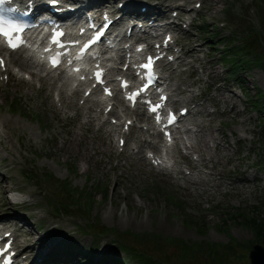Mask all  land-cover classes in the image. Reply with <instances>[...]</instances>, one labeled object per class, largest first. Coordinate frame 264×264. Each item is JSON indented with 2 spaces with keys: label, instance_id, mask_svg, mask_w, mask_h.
I'll return each instance as SVG.
<instances>
[{
  "label": "rangeland",
  "instance_id": "obj_1",
  "mask_svg": "<svg viewBox=\"0 0 264 264\" xmlns=\"http://www.w3.org/2000/svg\"><path fill=\"white\" fill-rule=\"evenodd\" d=\"M169 1L175 4L177 0ZM216 2L218 6L213 9L210 3ZM187 16L193 20V27L189 32L182 30L179 36L188 33L196 38L193 41L199 49L193 56L197 59L193 62L196 71L188 77L189 71L176 68L175 81H196L191 85L193 94L211 91L201 105L203 112L191 117L201 126L187 139L188 143L200 148L204 160L198 161L194 155V168L187 170L185 162L191 165L190 158L175 153L184 171L188 172H182L180 177H167L153 171L142 156L145 147L142 153L133 150L142 137L140 129L133 130L126 150L119 153L108 126L100 132L82 128L84 118L70 117L68 114L74 112L66 115L53 108L52 92L48 89L35 88L26 92L25 87L18 88L16 82L0 86V114H12L10 98L16 96L22 103L18 105L29 108L28 115L36 113L41 118L13 114L17 119L13 123L15 152L11 154L9 148L2 150L0 146V159L5 161V172L10 176L8 183H15L27 193V200L15 206L14 202H9V192H3L0 193L1 201H6L5 206L17 207L23 219L28 217L27 221L33 226L25 225L23 231L33 230V241L46 235L42 245L47 250L56 244L74 243L82 253H91L93 264H116V258L125 264H141L116 247L124 243L152 256L157 264H210L206 254L186 259L183 248L187 243L197 250L198 247L226 249L222 264H251L249 252L255 244V233L244 221L248 220L247 216L264 219V169L259 166L260 162L264 163V118L252 109L245 95L253 97L259 89L264 94V71L251 68L239 71V78L231 77L227 69L230 66L220 59L219 48L223 49L222 42L234 38L230 33L234 28V31L257 38L251 43L264 59V0H206L201 10ZM204 23L206 28H203ZM204 29L218 36L216 50L209 49L208 44L214 39H210ZM242 51L245 53V48ZM211 62L215 63L213 68L217 76L225 79L224 86L229 88L222 85L221 91L216 92L215 85L211 86V81L216 79L210 77L211 80L207 75L212 68ZM242 78L245 82L241 85ZM220 94L216 107L210 98ZM233 103L236 108L230 112ZM224 110L230 113L225 114ZM236 111L240 113L236 115ZM74 133L84 139L69 150L66 142ZM29 163L45 174L40 189L22 175ZM64 183L74 193H92L91 218L80 216L81 210L73 212L75 216L56 211L54 206L61 197L60 186ZM107 189L110 196L102 197L100 191L105 193ZM81 202L83 200L76 199L82 209ZM65 203H61L63 209ZM193 220L197 225H193ZM87 222L89 227H113L116 234L109 231L100 235L95 230L82 232L80 228L87 226ZM141 234L151 235L139 238Z\"/></svg>",
  "mask_w": 264,
  "mask_h": 264
},
{
  "label": "bare ground",
  "instance_id": "obj_2",
  "mask_svg": "<svg viewBox=\"0 0 264 264\" xmlns=\"http://www.w3.org/2000/svg\"><path fill=\"white\" fill-rule=\"evenodd\" d=\"M85 1L86 0H82V2H85ZM104 1H108V0H104ZM119 1H121V0H119ZM146 1H149V0H146ZM130 2H131L130 6L132 7V5H133V11L135 13H138L137 12L138 10L136 8V5H137L136 0H130ZM159 3L162 4L164 6V8H161V5L160 4H156V5H151L150 4L149 9H148V13L149 14H152L156 10H159L158 15H163V14H165V12L162 9L165 10V9L168 8L167 10H170V9L173 8V5H175L173 2H170L169 0H166V2H163V0H161ZM210 4H211V7L213 9H216L217 6H218V2H216V3H210ZM127 11H129V9H127ZM193 39H195V38H193ZM194 51H195V48H193V49L190 50V52H194ZM180 57L181 56L179 55L177 57V59H179ZM16 59L19 61L20 60V57L18 56V57H16ZM20 63L25 68L32 67L30 64H27V63H25V62H23L21 60H20ZM189 67L192 69L193 68V65L192 64H189ZM32 75H33V80L26 82V84H28L30 87H33L34 86V80L37 79V80L41 81V80L44 79V77L38 71H36V70L35 71H32ZM209 76L210 77H215L217 79V70L215 68H213L210 71ZM55 84H56V81L54 80V82H52V84L49 87H54ZM65 87H66V83L63 82L62 85H61V87H60L61 101L64 102L65 106H67V107H69V106H75L76 105L75 102L69 100V97L66 94V88ZM178 89L182 90L179 84L176 85V88L173 89V91L174 90H178ZM78 92L79 91L77 90L75 92V94H77ZM173 96H175V95L172 94V97ZM180 100L184 102V104L180 108H183V107L187 106L185 104V103L189 102V99L187 97H181ZM91 101H94V100L92 99ZM180 108H178V109H180ZM234 109H235V105H233L232 111ZM92 110H93V108L91 107V105L87 107V114H88L87 117H88V119H87V122L86 123H87L88 127L91 126L92 121H93L92 114H91ZM225 113L227 114L229 112L228 111H225ZM239 113H240V111H236V115L239 114ZM16 120L17 119L15 117L9 118V117H6V116H2L0 114V136H4L5 138L9 139L8 142H11L12 141V139H11V136L12 135L10 136V133H9V127H11V124L13 122H16ZM83 139H84L83 137H80L77 133H74L73 136H72V138H70L66 142V148H69V150H73V148L76 145V143L79 144ZM1 145H4V143H2ZM8 145L9 144H7V147L6 148L7 149L10 148V153L11 154H14L15 147L12 144H11V146L10 145L8 146ZM154 145L156 146L155 143H154ZM141 146H142V143H141ZM188 149H189V152L190 153L191 152L199 151L194 145H190L188 147ZM82 155L86 156V153H83ZM201 156H203V155L201 154ZM0 167H1V165H0ZM9 179H10V176H8L7 174H3V176H2V178L0 180V191H2V192H9V194H10V201L9 202H14V203H22V202H25L27 200V194L24 191L20 190L19 187H17L15 185V183L14 184H9L8 183L9 182ZM29 193H31V192H29ZM15 214H18V208L15 207L13 204H11L10 206H7L6 207L5 206V203H3L0 206V219L1 220L2 219L5 220L8 223V226L14 227V229H15L14 230V233H15V235L16 236H19V233L16 232V231H22V227L17 226L16 222L14 221L15 219H19L20 221H23L24 220V222L26 224H28L30 226H33V225L31 224V222H28L27 221L28 219L26 217H25L26 219L25 218L23 219V217H24L23 215L18 214L17 217H15ZM28 235L29 236H32L33 235V230H31L30 233H28ZM44 237L45 236H42L40 238L38 237L36 239V241H32V242L30 241L24 247L25 250L28 249L30 251V254L28 255V258L34 257L32 260H35V259L41 257V256L38 255V253H39L38 251L43 246L42 244L44 243V240H43ZM29 240H31V238ZM36 245H38V246H36ZM18 248H19V246H18ZM35 248L37 249V251L35 250ZM33 262L34 261H32L31 264Z\"/></svg>",
  "mask_w": 264,
  "mask_h": 264
},
{
  "label": "trees",
  "instance_id": "obj_3",
  "mask_svg": "<svg viewBox=\"0 0 264 264\" xmlns=\"http://www.w3.org/2000/svg\"><path fill=\"white\" fill-rule=\"evenodd\" d=\"M253 40L256 41L257 38H255L254 36H252V37L249 36L248 40L246 41L245 44L247 45L248 48L250 47V50L252 49V51L254 52L255 51V45L251 43ZM248 44H249V46H248ZM210 46H212V45H210ZM228 49H232V48H228ZM226 55L231 56L232 52L230 50H227ZM226 55L224 57L226 60L229 61V59L227 58ZM259 57H260V60L262 62L261 65L264 67V64H263L264 59L262 58L261 55H259ZM259 57H258V59H259ZM230 63L235 70L240 69L241 67H243L244 64H248L247 62L243 61L242 58H233L232 60H230ZM260 98H263V97H260ZM260 98H257L258 100L254 101L253 105L261 113H264V98H263V100H260ZM260 117L264 118V117H262V115ZM263 141H264V139H263ZM263 154H264V148H263ZM68 193H70V190L67 188V194ZM76 195L77 194L72 193L68 197L72 198V197H75ZM247 219L248 220L247 221L245 220L244 222H245V225L247 227H249L250 229H252L253 232L255 233V239H254L255 243H261L264 245V219L254 217V216L253 217L247 216ZM192 223H193V225L195 224L194 220L192 221ZM195 225H197V224H195ZM150 235L151 234H141L138 237L139 238H146V237H150ZM183 250H185V255H183V256H185V258L187 257L188 259H190L191 256H193L194 258H198V256H199L198 254L208 255L209 259H210V264L225 263V261L222 260L223 259L222 256H223V254L227 253L225 251L226 249L223 251V249L222 250L216 249V248H213V249L205 248L204 249L203 247H198V250H197V249L192 248L191 245H188L187 243L185 244V247L183 248ZM130 252H132L133 256L135 258H137L139 261H141L143 264H157L155 259L146 253L142 254L141 252H136L135 250H130Z\"/></svg>",
  "mask_w": 264,
  "mask_h": 264
},
{
  "label": "snow or ice",
  "instance_id": "obj_4",
  "mask_svg": "<svg viewBox=\"0 0 264 264\" xmlns=\"http://www.w3.org/2000/svg\"><path fill=\"white\" fill-rule=\"evenodd\" d=\"M6 2V0H0V5L4 4ZM53 2L55 3L56 0H53ZM14 31H19L18 29H8L6 27H4L3 25H0V33H2L4 36L8 37V43L9 46L13 49H16L19 45H17L16 43H13V32ZM0 65H3V59L0 58ZM141 67H143L144 69L148 70V75L149 77L151 75L154 74L153 69H154V58L149 57L147 63L143 64ZM97 77L99 78V81L101 83H103V77H102V72H97ZM124 87H127V82H124ZM147 85L145 86L144 89L138 90L136 93L132 94V96H130V99H135L136 96L139 95V91H143L146 90ZM110 93V90H107ZM159 105L153 106L152 111L155 112L157 111V109L159 108ZM175 119V117L173 116L172 120L169 121L170 123L173 122ZM11 247V241L9 240L8 243L2 248L0 249V256H4L10 249Z\"/></svg>",
  "mask_w": 264,
  "mask_h": 264
},
{
  "label": "water",
  "instance_id": "obj_5",
  "mask_svg": "<svg viewBox=\"0 0 264 264\" xmlns=\"http://www.w3.org/2000/svg\"><path fill=\"white\" fill-rule=\"evenodd\" d=\"M252 264H264V246L255 244L250 252Z\"/></svg>",
  "mask_w": 264,
  "mask_h": 264
}]
</instances>
